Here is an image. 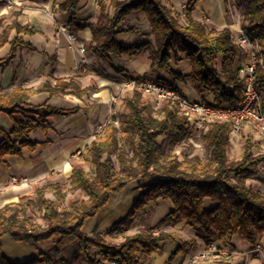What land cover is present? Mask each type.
I'll list each match as a JSON object with an SVG mask.
<instances>
[{"label":"trees","instance_id":"trees-1","mask_svg":"<svg viewBox=\"0 0 264 264\" xmlns=\"http://www.w3.org/2000/svg\"><path fill=\"white\" fill-rule=\"evenodd\" d=\"M198 1L188 2L187 22L183 23L180 13L163 0H100L97 19L88 25L93 37L86 43V49L100 59L110 60L112 54L133 55L148 48L151 71L163 69L177 79L185 76L173 71L170 61L179 62L180 55H185L191 61L193 83L210 94L200 100L214 106L237 105L244 95L239 65L245 53L229 27L209 29L205 22L192 17L191 11ZM80 2L55 0L60 11L71 14L73 29L85 26L74 17ZM224 2L228 9L234 5L241 10V27L257 39L261 47L262 61L257 65L256 85L263 92L264 104V0ZM134 11H142L148 17L153 42L129 45L118 41L122 22ZM13 30L16 34L11 37ZM35 32L34 27L18 22L5 27L0 34V49L6 43H10L11 49L0 57V67L11 63L19 47L35 49L20 35ZM112 66L118 72L125 71L121 66ZM39 90L47 91L50 96L59 91L81 95L86 88L81 89L72 80L58 79L55 85L44 82ZM77 111L79 107L67 109L53 105L49 98L33 103L29 100V90L21 86L0 92V114L8 115L13 123L9 130L0 127V164L6 163L8 155H20L24 148L36 147L38 142L31 138V133L38 129L49 130L50 117L68 116ZM188 134L187 118L169 101L156 107L135 87L132 94L124 98L122 112L106 123L104 134L96 136L87 148L86 160L90 161L93 174L83 164H73L71 183L84 192L85 198H71L67 205L59 206L58 199L64 195L63 185L52 182L39 188L36 195H24L18 204L0 208V264H21L3 254L1 237L4 234L16 241L24 240L37 249L42 242L58 237L55 247L47 252L40 249L38 256L22 264H112L113 261L137 264L138 253L150 256L161 250L165 241L176 240V235L147 229L124 235L118 242L108 237L121 235L150 203L160 198H169L174 208L159 225L184 220L199 232L207 245L214 240L226 242L235 234L255 244L264 235V191L250 186L248 180L263 171L264 153L254 154L248 141L242 157L231 160L228 154L230 126L217 121L202 137L205 158L197 154L184 160L178 155L165 157L166 150L183 142ZM160 136L164 137L162 142L158 141ZM150 178L156 180L141 185L143 191L134 204L105 234L84 231L87 218L95 216L112 193L122 191L130 182ZM49 191L55 198L46 196ZM206 199L212 202L210 206L206 205ZM37 203L43 211L44 225H37L31 215L22 214L25 208ZM194 244H197L196 239L183 241L173 255ZM206 264L226 262L219 259Z\"/></svg>","mask_w":264,"mask_h":264},{"label":"crops","instance_id":"crops-1","mask_svg":"<svg viewBox=\"0 0 264 264\" xmlns=\"http://www.w3.org/2000/svg\"><path fill=\"white\" fill-rule=\"evenodd\" d=\"M99 1L81 0L74 11V17L77 22L85 26L73 29L70 22L71 14L60 11L55 0H0V34L5 27L13 22L36 29L34 34H20L24 41L31 43L35 49L19 47L16 57L11 63L6 67H0V92L11 91L21 86L29 90V100L33 103H42L49 98L51 104H53V99H58L61 104L59 107L62 108L79 107V111L74 114L50 117L52 127L49 130L38 129L32 132L31 138L38 142L36 147L24 148L20 155L6 156V163L0 164V208L7 204L18 203L24 195H36L37 190L44 185L59 182L61 175L59 173L62 169L65 173L71 168V166L68 167L71 154L86 145L88 137L94 133L99 121L105 122L111 118L118 96L124 100L126 96L132 94L135 87L127 85L131 79L142 78L160 81L162 79L178 87L191 99L200 100L204 96L210 97V94L202 91L193 83L190 76L191 61L185 55H180L179 62L174 59L170 61L171 69L185 76L184 79H177L163 69L151 71L148 48L133 55L112 54L110 60L100 59L88 49L84 54H81L78 46L82 42L86 45L93 37L88 25L97 19L100 10ZM189 1L183 3V10L180 11L176 9L173 2L163 0L165 4L173 6L180 13L183 23L187 22L185 6ZM110 12H113V9H110ZM191 15L194 19L205 22L209 29L220 30L229 27L236 31L241 27V10L234 5L228 9L224 0H200L194 4ZM60 24H70V32L78 36L74 47L70 46L68 32L57 33ZM121 26L123 29L117 34L119 42L130 45L154 41L151 23L142 11L131 13ZM15 34L16 30H13L11 37ZM10 49V43H6L0 49V57L5 56ZM245 60L246 55L241 58L240 63ZM81 61L84 63L80 64ZM112 65L121 66L125 71L118 72ZM58 79L66 82L72 80L81 89L86 88V91L81 95L59 91L50 96L47 91L39 90L44 82L49 81L55 85ZM4 114H0V119L4 117ZM54 117L58 119L61 117L63 120L61 123L58 120L55 124ZM6 124L5 127L0 124V127L9 130L13 124L10 118H6ZM249 132H252L251 128L245 127L241 133L239 144L243 142L244 134ZM160 137L163 140L164 137ZM13 177L18 178V181L14 182ZM262 179L264 180L259 176L250 178L248 184L264 191ZM260 181L262 182L260 183ZM139 190L140 192L136 193L131 188L133 193L131 202L128 204L119 203L120 209L117 214L104 211L112 200V196L122 191L112 193L107 204L95 216L87 218L84 231L90 234L96 232L105 234L131 208L135 199L143 191L141 186ZM173 208V202L169 198H160L156 202L150 203L136 217L131 227L119 235L134 234L147 229H152L155 233L165 231L176 235V240L165 241L163 248L153 252L150 256L138 253L137 264H206L212 262L197 261V258H205L198 254L202 250L205 252L210 244L207 245L206 240L199 232L187 225L184 220L175 224L167 222L159 225V222ZM236 236L235 234L226 242L214 240L212 243L220 250L216 253L217 255L212 254V256L219 255L216 260H224L226 264H264V235L255 244L249 243L244 238L237 239ZM57 239L58 237H53L42 242L40 249L44 252L49 251L56 246ZM191 239H196L197 244L187 246L173 255L180 243ZM1 243L3 254L17 263H25L40 253V249L34 245L24 240L16 241L9 234H4L1 237ZM257 244L262 245L260 250L255 249Z\"/></svg>","mask_w":264,"mask_h":264},{"label":"built area","instance_id":"built-area-1","mask_svg":"<svg viewBox=\"0 0 264 264\" xmlns=\"http://www.w3.org/2000/svg\"><path fill=\"white\" fill-rule=\"evenodd\" d=\"M56 6L58 7V4ZM70 28V24H60L57 33L68 32L70 46L74 47L78 36L70 32ZM234 38L246 55V60L239 65L240 77L244 81V95L242 101L237 105L214 106L202 100L191 99L176 89L173 84L160 80L133 78L127 85L138 88L143 97L151 99L156 107H160L159 105L164 100L169 101L179 113L187 118L189 122L188 137L191 141L202 139L210 125L217 121L229 124L232 143L240 141L241 133L245 127H250L256 135L264 140L263 92L256 85V69L258 63L262 61L261 47L257 39L251 37L242 27L236 29ZM78 50L81 54L85 53L86 46L83 42L78 46ZM81 63L84 62L81 61ZM113 98L116 99L115 96ZM12 180L15 182L18 181V178L13 177ZM261 248V244L255 246L257 250ZM217 252V246L210 243L208 249L200 254V257H207ZM112 264L122 263L114 261Z\"/></svg>","mask_w":264,"mask_h":264},{"label":"rangeland","instance_id":"rangeland-1","mask_svg":"<svg viewBox=\"0 0 264 264\" xmlns=\"http://www.w3.org/2000/svg\"><path fill=\"white\" fill-rule=\"evenodd\" d=\"M166 1L173 2L175 7H176V9L180 10V11L183 10V3L187 2V0H166ZM187 5L185 6V9L187 8ZM233 34L235 35V31H233ZM122 100L123 99H120L119 96H118L116 104H115L116 106H114L113 111H112L111 118L114 115H118V114H120L122 112V110H123V101ZM35 101H37V100H35ZM166 101L167 100L162 101L161 105H159V106H163V104ZM113 102H115V101H113ZM52 103L54 105H58V106L61 105V104H59V100L58 99L57 100L53 99ZM156 112L158 113V111H156ZM3 116L4 117H2V119H0V124H1L2 127H5L7 125L6 124V118H10V117L8 115H6V114H4ZM111 118H109L107 121H109ZM53 120H54V122L56 124L58 120H59V123H61V120H63V118L59 117V119H58L57 117H54ZM107 121H105V122L103 120L99 121V123H97V125H96L94 133L91 134L88 137V141L86 142V145L81 147L80 150L75 151V152H73L71 154V156L69 157V159H70L69 167L71 166L69 171H65V173L63 172L64 169H62L61 172L59 171L60 172L59 174H61L60 177H59V182L63 185V190H64V195L62 196L61 199H58L59 206L67 205L71 198H85L86 197V195L84 194L83 191H81L79 188L73 187V185L71 183V180H70V174H71L70 171H72L74 163H81V164H83L84 168L91 175L93 174L94 169H93L90 161L86 160L87 148L91 144L92 140L94 138H96V136L100 137V136H102L104 134V127H105ZM40 132H43V131H40ZM258 137L259 136L256 135L252 131V132L244 134V140H243V142H241V144H239L240 142L232 143V141H231V145H230L229 151H228L229 158L231 160L240 159L242 157V155H243L244 145L248 141L252 144V150H253L254 154L264 153V140L262 138H260V137L258 138ZM161 140L162 139L160 137L159 138V142H161ZM78 152H80V153H78ZM196 154L202 156L203 158H205V156H206L205 142H204L203 139H199V138L198 139H194V141H191L190 138L187 136L186 139L183 142H181L180 144L167 149L166 153H165V157H172L174 155H178L181 160H184L185 158H189V156L196 155ZM263 166L264 165H261V168H262L263 171L260 172L257 175L260 178L261 177L264 178V167ZM257 176H255V177H257ZM154 180H156V178L139 179L137 181L130 182L128 185H130L131 188L133 189V191L135 190V192L137 193V192H140L139 189H140L141 185H143L145 183H148L150 181H154ZM262 181H264V180L262 179ZM262 181H260V183ZM250 186H252V185L250 184ZM254 188H256V187H254ZM262 188H264V187H262ZM46 196L51 197V198H55L51 191L47 192ZM13 204H18V203L15 202V203H12V205ZM211 204H212V202L210 201V199H206V205L210 206ZM22 214L31 215L33 217V220H34L35 224H37V225H44V222L42 220L43 211H42L39 203L32 204L28 208H25L22 211ZM236 235L237 236L235 238L243 239V237L240 234H236ZM109 239L118 242V241L123 239V236L109 237ZM217 250L218 251L220 250V248L218 246H217ZM203 251L204 250L199 252L198 256ZM215 254H213V255H215ZM217 258H219V255L218 256L209 255V256H207L205 258H197V261H202V262H204V261H212V262H215V261H217L216 260Z\"/></svg>","mask_w":264,"mask_h":264},{"label":"bare ground","instance_id":"bare-ground-1","mask_svg":"<svg viewBox=\"0 0 264 264\" xmlns=\"http://www.w3.org/2000/svg\"><path fill=\"white\" fill-rule=\"evenodd\" d=\"M68 167H69V165H68ZM132 197H133V193L131 191V186L129 185V186H127V188H125V190H123L119 194L112 196V200L110 201V203L108 204L106 209H104V211L108 212V213L114 212L115 214H117L119 209H120L119 203H122V204L127 203L128 204L131 202Z\"/></svg>","mask_w":264,"mask_h":264}]
</instances>
